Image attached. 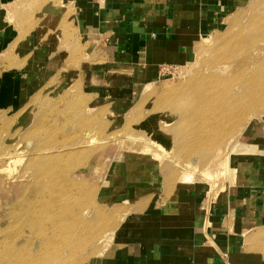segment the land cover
I'll return each mask as SVG.
<instances>
[{
  "label": "rangeland",
  "instance_id": "obj_1",
  "mask_svg": "<svg viewBox=\"0 0 264 264\" xmlns=\"http://www.w3.org/2000/svg\"><path fill=\"white\" fill-rule=\"evenodd\" d=\"M53 7L59 8V2ZM42 11H25L23 40L0 59V65H14L22 77L18 105L0 110V172L15 160L8 167L14 174H0V261L96 264L112 250L115 236L132 214L131 202L123 201L122 155L136 154L157 163L167 187L189 185L180 182L181 178L194 171V184L207 189L210 201L230 181L216 174L222 168L215 169L211 180L204 178L202 173L216 154L221 152L222 160L229 158L236 166L244 153L231 151L264 137V93L241 94L238 90L231 100L221 97L225 86L242 88L241 78H250L247 71L240 72L242 77L237 70L230 75L235 62L244 57L237 50L238 41L259 31L257 24L264 20V0H244L218 31L199 44L191 63L166 71L144 95H138L136 106L126 115L112 111L106 98L88 96L83 82L62 93L56 89L62 69L86 68L103 61L104 54L97 44L91 45L92 39L74 30L70 10H65L68 14L63 22L51 21ZM36 27L37 31H28ZM212 87H217L218 96ZM226 101L235 107L226 110ZM138 138L164 150L155 148L143 154ZM11 152L15 153L10 156ZM77 182L86 194L67 200L70 195L62 196L59 191L64 206L56 216L50 214L46 208L52 189H68ZM56 217L60 220L54 225ZM112 232L111 241L107 235Z\"/></svg>",
  "mask_w": 264,
  "mask_h": 264
},
{
  "label": "crops",
  "instance_id": "obj_2",
  "mask_svg": "<svg viewBox=\"0 0 264 264\" xmlns=\"http://www.w3.org/2000/svg\"><path fill=\"white\" fill-rule=\"evenodd\" d=\"M243 2L0 0V59L23 40L26 10L41 8L51 21L62 22L70 10L74 30L92 39L104 58L86 68L62 69L56 89L62 93L83 82L88 96L106 98L112 111L126 115L166 71L191 63L199 44ZM21 97L20 71L0 65V110L13 109ZM251 145L255 152L242 154L236 164L235 184L210 201L201 184L167 187L157 163L122 155L123 201L131 202L132 214L96 264H264V137Z\"/></svg>",
  "mask_w": 264,
  "mask_h": 264
},
{
  "label": "bare ground",
  "instance_id": "obj_3",
  "mask_svg": "<svg viewBox=\"0 0 264 264\" xmlns=\"http://www.w3.org/2000/svg\"><path fill=\"white\" fill-rule=\"evenodd\" d=\"M259 22L260 23L257 24V29L259 31L252 32V34H249L248 36H244L243 39L240 42L238 41L239 44H237V50H238V52L242 51V53H243L242 56H244V57H243L242 60H240V62H238V63L235 62L236 65H234V66L236 67V69H235L234 73H232V75H230V76H233V74H236V70L238 71V73H240L242 71H247V73L250 74V78L248 80H246L244 78H241V81H242L241 83L243 84L242 88H240L239 85H236L235 87L237 89H232V88L231 89H227L226 86H225L224 90L222 91L221 97H224V98H226L228 100L229 99L231 100L233 98L234 94H236L238 92V90L241 91V94H246L247 92H249V93H252V94H255V95L257 93H258V95H261V94L264 93V20L260 19ZM240 37L241 36H239V38ZM220 67L221 66H219L218 68H220ZM225 67H227V66H225ZM228 67H229V65H228ZM232 67H233V64H232ZM222 69H223V67H222ZM224 71L226 73L229 70H227V68H225ZM239 76L242 77L243 74L240 73ZM225 79H226V77L224 79H222V80H225ZM212 91L217 94L216 96H218L219 90L217 89V87H216V89L214 87H212ZM224 105L227 107L226 110H229L231 107H235L233 105V103H230V101H226L224 103ZM144 139L143 138H140V139L138 138V140L142 141V143H143L142 144L143 145L142 146V151H141L143 154L153 153L155 148L164 150L163 147H161L159 144L152 143V142H150L148 140H144ZM129 140H131L133 142V140H135V138H129ZM93 141H91V143ZM236 148H238V150H235ZM240 151L243 152L244 154L245 153L246 154H250V153H254L255 149H254L253 145L239 144L238 146H236L231 151V153H238ZM7 152H6V154H8ZM12 153H15V152H11V155L10 154L9 155L12 156ZM221 155H222L221 152L219 154H216V156H215L216 158L214 159L213 164L211 162V165L202 174H204V176H205L204 178L205 179L211 180V178L213 177L212 175L215 174V169L216 168L217 169H221L222 168L223 172L216 173V174L219 175V176L220 175L221 176H226V177L228 176L230 181H228L226 187L230 188V187H232L235 184V177H236V169L237 168H236L234 162H230L229 161V158L226 159V160H222V158L220 157ZM1 162H2V160L0 159V164H1ZM9 163L10 164L8 165V167H10L12 164H14L15 160H13L12 162L9 161ZM8 167H7L6 170L1 171L0 174H2V173H8L9 174L10 172H12L14 174L15 170H12V168L9 169ZM40 176L41 175H39V177ZM39 177L36 176L35 179H38ZM195 181H196L195 172L191 171L188 174H184L183 177L181 178L180 182H182L183 184L192 185V184L195 183ZM212 188L214 189V186H212ZM59 191H61L62 196L70 195L67 200L72 199V198L75 199V198H78L79 196H82V195L86 194V193H82L81 192V190L79 188V182H77V183H75L73 185H69L68 189H66L65 186H62L61 189H59V190L53 188L52 191H51L52 192V200H51L50 205L46 209L51 210L50 214L53 212L55 216L58 214V212L64 206V204L62 206L63 197L58 194ZM88 193H90V192H88ZM67 200H65V201H67ZM80 207H81V205H76L77 209H79ZM83 213H84V211H82V210L79 211V215L80 216H83ZM50 217H51V215H50ZM59 220L60 219L58 217H56L55 218V222L53 224L57 225L59 223ZM74 222L77 223L78 222V218L75 219ZM107 238L112 241L113 232L110 235H107ZM31 244L32 245L36 244V242H32ZM15 256H19V254L18 255L15 254ZM28 256H30V253H28ZM11 263L12 262L0 261V264H11Z\"/></svg>",
  "mask_w": 264,
  "mask_h": 264
}]
</instances>
